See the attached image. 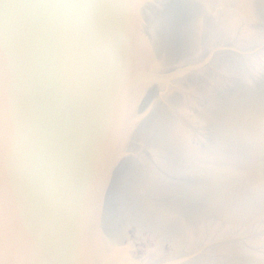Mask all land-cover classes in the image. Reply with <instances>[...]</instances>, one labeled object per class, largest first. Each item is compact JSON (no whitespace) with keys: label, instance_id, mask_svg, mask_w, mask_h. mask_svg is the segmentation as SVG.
I'll return each mask as SVG.
<instances>
[{"label":"water","instance_id":"1","mask_svg":"<svg viewBox=\"0 0 264 264\" xmlns=\"http://www.w3.org/2000/svg\"><path fill=\"white\" fill-rule=\"evenodd\" d=\"M0 264H264V0H0Z\"/></svg>","mask_w":264,"mask_h":264}]
</instances>
